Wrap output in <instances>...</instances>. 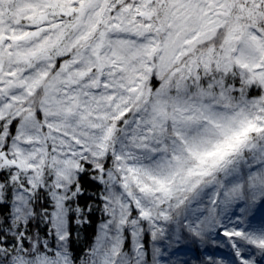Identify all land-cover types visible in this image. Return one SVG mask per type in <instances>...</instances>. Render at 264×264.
Returning a JSON list of instances; mask_svg holds the SVG:
<instances>
[{
  "label": "snow or ice",
  "instance_id": "1",
  "mask_svg": "<svg viewBox=\"0 0 264 264\" xmlns=\"http://www.w3.org/2000/svg\"><path fill=\"white\" fill-rule=\"evenodd\" d=\"M193 246L264 264V0H0V264Z\"/></svg>",
  "mask_w": 264,
  "mask_h": 264
},
{
  "label": "rangeland",
  "instance_id": "2",
  "mask_svg": "<svg viewBox=\"0 0 264 264\" xmlns=\"http://www.w3.org/2000/svg\"><path fill=\"white\" fill-rule=\"evenodd\" d=\"M196 257V251L195 247L193 246V250L187 253V256L185 257L186 259H189L191 261H194Z\"/></svg>",
  "mask_w": 264,
  "mask_h": 264
},
{
  "label": "trees",
  "instance_id": "3",
  "mask_svg": "<svg viewBox=\"0 0 264 264\" xmlns=\"http://www.w3.org/2000/svg\"><path fill=\"white\" fill-rule=\"evenodd\" d=\"M90 234V233H89ZM193 264H195V260L193 261Z\"/></svg>",
  "mask_w": 264,
  "mask_h": 264
}]
</instances>
